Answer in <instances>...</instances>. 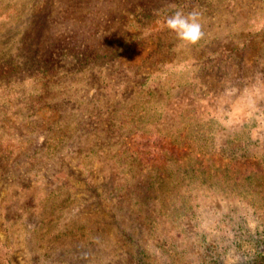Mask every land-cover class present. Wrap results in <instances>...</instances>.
I'll list each match as a JSON object with an SVG mask.
<instances>
[{
	"label": "rangeland",
	"instance_id": "rangeland-1",
	"mask_svg": "<svg viewBox=\"0 0 264 264\" xmlns=\"http://www.w3.org/2000/svg\"><path fill=\"white\" fill-rule=\"evenodd\" d=\"M260 261L264 0H0V264Z\"/></svg>",
	"mask_w": 264,
	"mask_h": 264
},
{
	"label": "clouds",
	"instance_id": "clouds-1",
	"mask_svg": "<svg viewBox=\"0 0 264 264\" xmlns=\"http://www.w3.org/2000/svg\"><path fill=\"white\" fill-rule=\"evenodd\" d=\"M169 7L175 10L164 18L163 26L175 33L179 41L190 45L197 44L204 36L200 13L193 10L185 14L175 4ZM147 34L149 33L146 32Z\"/></svg>",
	"mask_w": 264,
	"mask_h": 264
},
{
	"label": "trees",
	"instance_id": "trees-1",
	"mask_svg": "<svg viewBox=\"0 0 264 264\" xmlns=\"http://www.w3.org/2000/svg\"><path fill=\"white\" fill-rule=\"evenodd\" d=\"M257 264H263V261L258 262Z\"/></svg>",
	"mask_w": 264,
	"mask_h": 264
}]
</instances>
